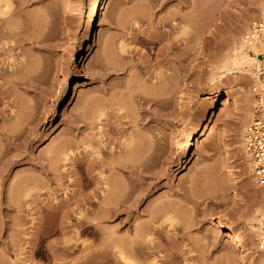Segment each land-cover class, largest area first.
<instances>
[{
    "label": "rangeland",
    "instance_id": "374dc122",
    "mask_svg": "<svg viewBox=\"0 0 264 264\" xmlns=\"http://www.w3.org/2000/svg\"><path fill=\"white\" fill-rule=\"evenodd\" d=\"M92 1L0 0V264H122L113 246L133 248L147 222L138 264H264V188L240 144L264 75V45L240 42L264 3L106 0L88 32ZM238 45L250 72L229 62ZM126 142V159L143 153L140 183L111 216L95 186L129 194L132 176L111 167ZM161 203L172 226L149 222ZM218 218L240 247L225 226L203 232Z\"/></svg>",
    "mask_w": 264,
    "mask_h": 264
},
{
    "label": "bare ground",
    "instance_id": "6f19581e",
    "mask_svg": "<svg viewBox=\"0 0 264 264\" xmlns=\"http://www.w3.org/2000/svg\"><path fill=\"white\" fill-rule=\"evenodd\" d=\"M263 3H264V1L263 0H261ZM105 2H106V0H93L92 1V4L90 5V7H89V9H88V12H87V31L89 32L91 29H90V24H91V20L93 19V17H96V15H97V13H98V11L101 9V8H103L104 7V5H105ZM262 8H264V7H262ZM262 11V10H261ZM263 12H261V14H262ZM261 16V15H260ZM246 29H247V27H246ZM247 30H245V32H246ZM244 32V33H245ZM243 36V35H242ZM187 41V40H186ZM187 43H188V41H187ZM240 43H242L243 44V42H240ZM240 48H237V46H235V48H237V49H235L236 51H235V54L233 55V56H231L232 58L230 59V57H229V60H231V61H229V62H231V64L232 65H243L244 67H247L246 69H245V72H247V71H249V70H247L248 69V66L250 65V64H252L250 61H253V59H255V58H253V57H251V56H249V54H247L246 52H244L243 50H240V49H242V47H243V45H238ZM259 46H261V45H259ZM259 46L257 47V45H252V46H250V47H248L250 50L251 49H253L254 51L253 52H255L256 51V49L257 50H259ZM121 47V46H120ZM123 47H124V45H123ZM122 47V49H120V50H123L124 48ZM248 48H246V49H248ZM126 49V48H125ZM124 49V50H125ZM123 50V51H124ZM257 52V51H256ZM185 61V60H184ZM256 62H257V60H255ZM248 62H250V64L248 65L247 63ZM251 67V66H250ZM183 69V68H182ZM250 69V68H249ZM250 72V71H249ZM256 77H257V75L256 74H254ZM258 78V77H257ZM255 81V80H254ZM173 87V86H172ZM172 87H170L168 90H166L167 91V94L168 95H170L171 94V92H173L172 90H171V88ZM154 89V88H153ZM172 89H174V87L172 88ZM155 90V89H154ZM153 90V91H154ZM157 92V91H156ZM154 94H155V92H154ZM207 96L205 97V98H203V100H206V101H208V102H210L211 100H212V98H213V96H215L213 93L211 94V93H208V94H206ZM143 97V96H142ZM142 99V98H141ZM149 100L148 101H151L152 99H150V98H148ZM142 100H145L144 101V103H147V100L145 99V97H143V99ZM229 105V99L228 98H225L224 100H223V102L222 103H220V105L216 108V110L217 111H222V110H224L227 106ZM249 106H250V104H249ZM101 108V107H100ZM99 108V109H100ZM249 111H248V115L251 113L250 111H252V109H248ZM100 111V112H99ZM97 114H98V117H101L102 116V112H101V109L100 110H98V111H96V116H97ZM252 116H253V113L251 114ZM251 115H249V117L251 116ZM97 117V118H98ZM99 119V118H98ZM195 130H196V128H192L191 129V132H192V134H194L195 133ZM194 140H195V144H197V142H198V140L196 139V137L194 138ZM96 143H97V145L99 144V142L98 141H96ZM101 143V142H100ZM63 144V143H62ZM241 144V148L243 149V147H242V143H240ZM99 147V146H98ZM100 148V147H99ZM124 148H125V150H124V152L123 153H125V154H123L122 156H123V158L121 159L120 158V160H118V161H116V162H112V165H111V167L112 168H118L121 172H128L129 173V175L130 176H132V181L131 180H129V183H130V185H131V190L128 192L129 194H127V191H126V189H125V191H126V193L124 192V189H122V190H120L121 188H123L121 185H120V183H118L117 185L115 184H112V183H114V182H111V180L109 179V178H105V176H104V178L102 177V179L100 180V176H98V177H100L99 178V180H98V182H96V184H99V186H95L96 188H95V195H96V197H95V195H94V197L96 198V201L94 200L93 202V204L95 205V206H98V207H100V205L101 204H104V208L109 212V214L111 215V216H114L116 213H118V212H120L121 211V209L123 210L124 209V207H127V205H125V203H127V201L128 200H126L125 199V201L124 200H122V201H120L121 199L119 198V195L118 194H120L121 193V195L123 196H121L120 195V197L121 198H123L124 199V195H123V193L124 194H126L127 196L128 195H130V193H131V191H132V188L133 189H135V186L137 187V185H139V183H140V175H139V173L141 172V170H140V167H142V163H141V160L140 159H138V158H140L141 156H142V154H141V156H140V154H138L140 157H137L135 160H133V161H130L128 158L126 159V155L128 154V151H129V149L128 148H130L131 149V142H126L125 144H124ZM127 149H128V151H127ZM243 151V150H242ZM145 154V153H144ZM244 154V153H243ZM137 155V156H138ZM245 157L247 158V156L245 155ZM142 158H143V156H142ZM247 160H248V162H249V159L247 158ZM109 179V180H108ZM101 182V183H100ZM115 186H117V187H121L120 189L119 188H117V187H115ZM97 189V190H96ZM119 191H121V192H119V193H117L118 192V190ZM134 191V190H133ZM118 195V196H117ZM131 196L133 197L134 196V194H133V192H132V194H131ZM130 196V197H131ZM139 197H140V195H139V193H136V199L134 200V203L135 202H138L139 201ZM94 198V199H95ZM120 199V200H119ZM123 205H124V207H123ZM162 205V206H161ZM165 206H163V203H161L160 204V206H156V208H158V209H154L153 211H151L150 213H149V218H150V221L149 222H153L152 220H156L157 218H160L161 216H164V221L166 222V224L168 225V226H172V222H173V218H172V215L170 214V212H171V210L172 209H170V211H169V207H167V204H164ZM210 205H211V210H212V213L215 215V217L217 216V215H219V213L221 212V210H222V203H221V201L219 200V199H211V202H210ZM169 211V212H168ZM165 214V215H164ZM101 216L102 215H99L98 216V218H101ZM104 216V215H103ZM102 216V218H104ZM110 216V217H111ZM257 220H260V219H257ZM255 221V220H254ZM148 223V222H147ZM145 224L144 226H142L141 228H137V229H135L134 230V232H133V234L132 235H130L129 236V242L131 243H133L134 245H132L133 246V248H130L131 247V245L130 246H128L127 247V249H125V251L124 250H121V248L119 247V246H117V245H114L113 246V250L115 251V253L117 254V257L120 259V261L122 262V264H138V262H137V258H139L140 257V251H135L136 250V248H134L135 246H136V241L138 242V240H135L136 238V236L137 235H142L141 233V231H143L144 232V230H142V228L143 227H147L146 225H148V224ZM258 223H259V221H258ZM149 227H150V225H148ZM213 226H225L226 227V230H225V233H224V236H225V239L227 240V241H229V242H231V243H233V244H235L237 247H240L241 246V237H240V235L236 232V231H234V230H232L231 228H228L227 226H226V224H225V222L223 221V220H221L220 218H218V219H212L211 221H210V223L206 226V228H204V230H203V232L204 233H206V232H208V231H210L212 228H213ZM148 228V227H147ZM152 228V227H151ZM144 229V228H143ZM139 230H140V232H139ZM145 230H147L146 228H145ZM258 233V232H257ZM259 233H260V231H259ZM259 236H261V238H264V232H262L261 231V233L260 234H258ZM153 238V237H152ZM259 239V238H258ZM151 240H154V239H151ZM150 240V241H151ZM153 245H154V243L153 242H151ZM153 245H151V246H149L148 247V249L149 248H151ZM137 247H138V245H137ZM154 247V246H153ZM130 248V249H129ZM139 248L140 249H142L140 246L138 247V250H139ZM154 249V248H153ZM142 252H144V251H142ZM263 253V252H262ZM264 255V254H263ZM153 261V260H152ZM151 261V263L150 264H153V262Z\"/></svg>",
    "mask_w": 264,
    "mask_h": 264
},
{
    "label": "built area",
    "instance_id": "2783aa9c",
    "mask_svg": "<svg viewBox=\"0 0 264 264\" xmlns=\"http://www.w3.org/2000/svg\"><path fill=\"white\" fill-rule=\"evenodd\" d=\"M245 47L264 45V18L253 20L243 35ZM258 82L252 87L254 96L253 116L241 134L243 152L249 159L251 175L256 183L264 188V82L262 67L254 72ZM262 225V224H261ZM256 248L264 253V238L256 242Z\"/></svg>",
    "mask_w": 264,
    "mask_h": 264
}]
</instances>
